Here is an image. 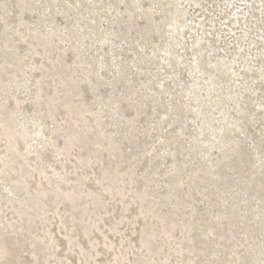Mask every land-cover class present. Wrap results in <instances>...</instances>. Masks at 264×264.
<instances>
[{
    "label": "rangeland",
    "instance_id": "374dc122",
    "mask_svg": "<svg viewBox=\"0 0 264 264\" xmlns=\"http://www.w3.org/2000/svg\"><path fill=\"white\" fill-rule=\"evenodd\" d=\"M0 264H264V0H0Z\"/></svg>",
    "mask_w": 264,
    "mask_h": 264
}]
</instances>
